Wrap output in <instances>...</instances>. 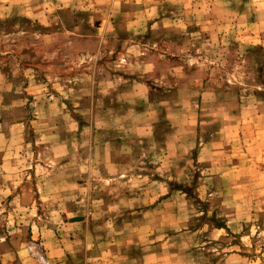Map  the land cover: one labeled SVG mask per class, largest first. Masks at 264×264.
<instances>
[{
  "label": "rangeland",
  "instance_id": "obj_1",
  "mask_svg": "<svg viewBox=\"0 0 264 264\" xmlns=\"http://www.w3.org/2000/svg\"><path fill=\"white\" fill-rule=\"evenodd\" d=\"M3 164L33 264H264V0H0Z\"/></svg>",
  "mask_w": 264,
  "mask_h": 264
},
{
  "label": "crops",
  "instance_id": "obj_2",
  "mask_svg": "<svg viewBox=\"0 0 264 264\" xmlns=\"http://www.w3.org/2000/svg\"><path fill=\"white\" fill-rule=\"evenodd\" d=\"M12 171L13 168L10 166H6L5 164L0 166V207L3 202L11 197L10 204L12 208L8 211V215L4 216V219L8 221V225L10 222H13L10 231H6V234L0 237V262L1 264H14V262H16V264H33L28 258L26 250L24 249V242L21 240L23 237V230H20V227H14V225L18 226L19 220L34 221V218L26 216V211L29 208H33L30 198V187L28 184H25V186L13 184L10 181V173ZM23 210H25L24 213L22 212ZM16 211H18V213ZM46 217L50 219V214ZM51 219L53 218L51 217ZM31 233V240L41 239L47 255L53 257L52 259L60 256L59 254L63 253L64 249L67 250V247L63 249L60 240L56 237L55 233H53V229L51 231L47 226L43 227L42 224L35 225L32 227ZM9 236L11 237L9 238ZM66 245H69L68 247L70 248V243Z\"/></svg>",
  "mask_w": 264,
  "mask_h": 264
}]
</instances>
